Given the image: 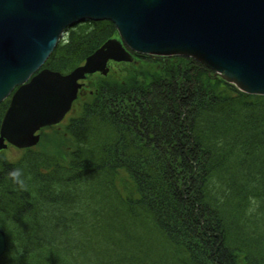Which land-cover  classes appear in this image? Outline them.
I'll return each mask as SVG.
<instances>
[{"label": "trees", "instance_id": "trees-1", "mask_svg": "<svg viewBox=\"0 0 264 264\" xmlns=\"http://www.w3.org/2000/svg\"><path fill=\"white\" fill-rule=\"evenodd\" d=\"M117 34L75 25L44 67L69 73ZM159 57L150 81L101 82L69 114L66 154H0V264H264V95Z\"/></svg>", "mask_w": 264, "mask_h": 264}, {"label": "water", "instance_id": "water-1", "mask_svg": "<svg viewBox=\"0 0 264 264\" xmlns=\"http://www.w3.org/2000/svg\"><path fill=\"white\" fill-rule=\"evenodd\" d=\"M111 20L106 40L69 73L43 67L66 29ZM132 51L189 56L249 94L264 95V0H0V150L39 143L43 127L62 121L80 80L108 74V62ZM7 237L0 225V256Z\"/></svg>", "mask_w": 264, "mask_h": 264}, {"label": "rangeland", "instance_id": "rangeland-1", "mask_svg": "<svg viewBox=\"0 0 264 264\" xmlns=\"http://www.w3.org/2000/svg\"><path fill=\"white\" fill-rule=\"evenodd\" d=\"M80 23H84V22H78L68 27L62 37L63 38L66 37V33L69 30V28L74 27L75 25H78ZM113 37L120 38V35L118 33L116 36ZM133 53L136 52H132V54ZM138 54L133 55L132 61L118 62V61L110 60L108 62V67H109L108 74H103L102 72H95L92 74H88L85 79L80 80V83H82L83 86L79 89L80 95H78L79 97L74 101L71 110L59 123L43 127L41 130V138L39 143L28 148L43 149L50 152H54L60 156L62 154H66L67 152H69V150L71 149V139L69 137V134H67L66 132V123L68 122L69 114L70 113L74 114L75 108H79L80 106L83 105L85 101L90 100L92 98L91 97L92 94L95 92L96 87L101 82L109 81V80H111L109 82L112 81L118 82L125 80L130 81V79H134V78H136L134 79L136 82H139L143 80L144 77H146V80L148 82L151 80L150 73L157 72L160 69H162L163 67L162 63L166 62V59L163 57H159V56L151 57V55L149 54H139V55ZM171 60L175 61L176 58H173ZM183 61L189 63L190 60L184 59ZM190 86L195 88V84H191ZM148 88L151 91H154V89H156L155 86L153 85L149 86ZM224 90H220L219 92H224ZM23 149L26 148L21 149L13 144H10L6 149L0 150V154L7 156L11 160H16L24 151Z\"/></svg>", "mask_w": 264, "mask_h": 264}, {"label": "clouds", "instance_id": "clouds-1", "mask_svg": "<svg viewBox=\"0 0 264 264\" xmlns=\"http://www.w3.org/2000/svg\"><path fill=\"white\" fill-rule=\"evenodd\" d=\"M8 178L19 190H26L27 183L24 170L22 168H13L8 172Z\"/></svg>", "mask_w": 264, "mask_h": 264}, {"label": "flooded vegetation", "instance_id": "flooded-vegetation-1", "mask_svg": "<svg viewBox=\"0 0 264 264\" xmlns=\"http://www.w3.org/2000/svg\"><path fill=\"white\" fill-rule=\"evenodd\" d=\"M71 28H72V27H71ZM79 95H80V94H79ZM78 97H79V96H78ZM66 115H67V114H66ZM41 130H42V129H41ZM41 130L38 131V133H40V135H41ZM9 145H10V144H9Z\"/></svg>", "mask_w": 264, "mask_h": 264}]
</instances>
